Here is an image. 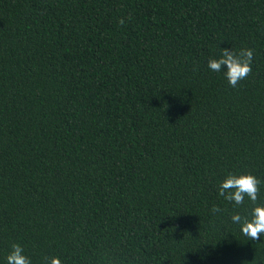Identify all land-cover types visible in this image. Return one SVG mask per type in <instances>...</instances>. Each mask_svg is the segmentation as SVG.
<instances>
[{"label": "trees", "instance_id": "16d2710c", "mask_svg": "<svg viewBox=\"0 0 264 264\" xmlns=\"http://www.w3.org/2000/svg\"><path fill=\"white\" fill-rule=\"evenodd\" d=\"M231 47L254 50L235 88L208 69ZM249 172L264 0H0V261L264 264L231 221L256 204L218 192Z\"/></svg>", "mask_w": 264, "mask_h": 264}, {"label": "clouds", "instance_id": "9594fccd", "mask_svg": "<svg viewBox=\"0 0 264 264\" xmlns=\"http://www.w3.org/2000/svg\"><path fill=\"white\" fill-rule=\"evenodd\" d=\"M121 23L124 21L121 20ZM253 58L254 50L251 48H242L239 51L232 47L222 48L218 56L208 60V69L222 74L228 84L235 88L251 73ZM262 184L264 181L249 172L227 173L218 185L219 195L234 207L243 205L246 198L256 204L251 210L250 219L239 212H234L231 216L232 223L239 225L242 234L250 240L258 241L264 236V204H257ZM211 211L215 214L220 213L221 209L213 206ZM0 264H33V260L21 244L13 243ZM44 264H63V261L59 257L51 260L45 258Z\"/></svg>", "mask_w": 264, "mask_h": 264}]
</instances>
